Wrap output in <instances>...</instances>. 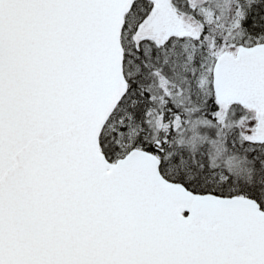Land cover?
I'll list each match as a JSON object with an SVG mask.
<instances>
[{"label": "snow or ice", "instance_id": "1", "mask_svg": "<svg viewBox=\"0 0 264 264\" xmlns=\"http://www.w3.org/2000/svg\"><path fill=\"white\" fill-rule=\"evenodd\" d=\"M0 264H264V0H0Z\"/></svg>", "mask_w": 264, "mask_h": 264}]
</instances>
